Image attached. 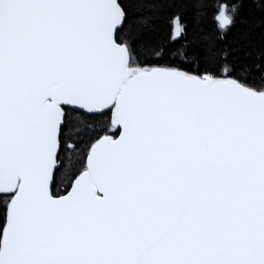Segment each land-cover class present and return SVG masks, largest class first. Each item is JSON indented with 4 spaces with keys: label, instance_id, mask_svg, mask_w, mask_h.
<instances>
[{
    "label": "snow or ice",
    "instance_id": "6c2138e0",
    "mask_svg": "<svg viewBox=\"0 0 264 264\" xmlns=\"http://www.w3.org/2000/svg\"><path fill=\"white\" fill-rule=\"evenodd\" d=\"M0 264H264V0H0Z\"/></svg>",
    "mask_w": 264,
    "mask_h": 264
}]
</instances>
